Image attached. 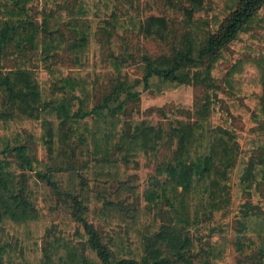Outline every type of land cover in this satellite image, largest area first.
<instances>
[{
  "label": "trees",
  "instance_id": "1",
  "mask_svg": "<svg viewBox=\"0 0 264 264\" xmlns=\"http://www.w3.org/2000/svg\"><path fill=\"white\" fill-rule=\"evenodd\" d=\"M136 1L0 0V264H226L230 250L264 264V157L252 161L227 127L242 105L218 112L224 92L251 87L250 120H264V53L254 47L264 0H224L204 39L206 0H165L164 13L143 19ZM176 11L188 26L179 49L116 52L114 35L165 41ZM103 41L105 85L100 72L91 77ZM230 52L241 56L228 61ZM186 84L204 85L194 119L163 127L139 115L143 98ZM253 133L248 146L264 153V128ZM142 162L156 165L145 183L135 177ZM48 191L70 208L49 217ZM245 196L237 214L232 200ZM231 213L237 227L210 238L213 216Z\"/></svg>",
  "mask_w": 264,
  "mask_h": 264
},
{
  "label": "rangeland",
  "instance_id": "2",
  "mask_svg": "<svg viewBox=\"0 0 264 264\" xmlns=\"http://www.w3.org/2000/svg\"><path fill=\"white\" fill-rule=\"evenodd\" d=\"M65 5H70L73 0H62ZM165 0H153V3H148L145 1H136V3H131L134 7L136 12H138V15L142 17L144 12L150 10V9H156L160 13H164L165 6H164ZM224 0H206L204 9H202L201 16L204 18L206 23V30L201 31V38L204 39L206 34L209 32L214 31L216 28L211 27L210 18L214 14L221 13L222 10V3ZM124 8H121L123 10ZM33 11L36 12V9L33 8ZM175 19L177 22L172 24V34H170L165 41L158 40L151 37H143L142 35L135 33V34H126L125 38H120L117 35H114V41L115 46L118 49L116 52L119 53V55H124V50L129 49V47L134 51L135 56H139L140 53L143 51L149 56H156L160 54H169L170 50L179 49L180 43L182 41L184 33L188 30V26L185 24V21L183 19V15L180 11H176ZM254 28L261 30L262 25H254ZM255 30V29H253ZM207 31V32H205ZM203 41V40H202ZM101 48V53L99 55V58L96 59L99 62V65L97 66L96 70L91 73L92 75L95 74V72H100L102 76H104L103 84H107L109 81V78L111 77L110 70L106 68V59L108 55L110 54V49L107 41H103ZM125 47V48H124ZM255 50L257 53L263 52L264 53V40H262L260 43H257L255 46ZM69 54L63 53V56H61L59 59L61 62H64V65L66 66V69L68 72H71L74 67L71 62V57L68 56ZM241 55L239 53L230 52V55L228 57V61H232V59L235 57H240ZM90 63L94 64L96 63L94 58L90 59ZM228 68L227 63L225 64H219L217 66V73H218V80H216L219 85L220 91H225V88L223 86V83L221 79H223V75L226 72V69ZM127 71L139 75V71L136 64H133V66L127 67ZM94 73V74H93ZM105 75H104V74ZM40 76L47 77L46 74L42 73ZM204 85H182L181 87L177 88L176 90L167 91L162 98H155V97H148L143 98L138 103L139 109V115L146 114L150 118H154L155 123L163 124V127H167L168 124H170L173 119L178 118L182 119L183 121H189L190 119H194L196 117L195 111L198 109L197 106H195V103L198 102V100H201V98L204 96ZM103 89H100L101 91ZM99 91L97 90V94H99ZM245 97L244 96H238L233 97L224 92L223 96L219 99L218 103V112L220 116V112L225 110L226 113L231 114L232 110L229 108V105H235L233 107H237L236 105L239 103L242 105V112L233 111L234 115L231 117V119H227V127H229V130H231L234 135L235 139L238 143V146L243 151H249V157L252 159V161L260 160L262 157H264V153L255 148L254 146L249 147V141L253 139L257 134L253 133V131L264 128V120H260L258 118H254L253 120H250L251 117H254L253 114V102L251 99H249V95L256 93L257 91L254 88L247 87L244 90ZM96 100V98H94ZM150 108V109H149ZM149 109V110H148ZM230 116V115H229ZM158 124V125H159ZM165 149H161L159 156L161 157L162 154H166ZM39 155L42 156L41 151H39ZM247 155H245V159L248 160ZM155 163H140V166L138 170L140 172L139 175H135L140 182L145 183L147 180L146 178L149 175H152L155 170ZM107 194L110 193L109 189L107 188ZM44 199L46 200V206L51 207V212L49 213V217L54 218L56 217L60 212L66 211L70 208L68 204L61 203L57 201L58 200L52 193H49V191L44 194ZM260 199L264 203V189L261 191V197ZM260 199H255V202H260ZM232 205L237 209V214H239L238 208L243 201L250 202L252 199L245 197L239 198V199H233ZM260 204V203H259ZM164 218V217H162ZM212 224L214 225V231L215 233L209 236L210 238H216L217 232L219 233H225L229 234L230 231L237 227L238 223L235 217L233 216V213H231L226 218L219 217V214H215L211 220ZM193 235V233L191 232ZM209 239V238H208ZM208 242V241H207ZM206 243V242H205ZM228 261L226 264H254L256 262V257L254 254H250L247 256H243L237 252H233V250H230L227 257ZM195 261H198L199 264H201V261L199 259H195ZM225 264V263H221Z\"/></svg>",
  "mask_w": 264,
  "mask_h": 264
}]
</instances>
